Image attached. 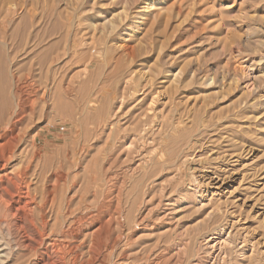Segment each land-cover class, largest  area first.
<instances>
[{
  "label": "rangeland",
  "instance_id": "rangeland-1",
  "mask_svg": "<svg viewBox=\"0 0 264 264\" xmlns=\"http://www.w3.org/2000/svg\"><path fill=\"white\" fill-rule=\"evenodd\" d=\"M47 1L48 5L43 3L36 11L35 29L40 38L45 39L46 51L42 55L34 53L30 59L34 65L32 84L35 90H30L34 100L24 122L23 116L18 117V137H22L15 157L3 173L22 175L24 162L28 159L33 162L34 151H37L43 170L33 163L29 175L22 176L20 188L28 192L29 202H33L32 210L40 205L43 194L53 202L43 205L40 213L36 211L35 222L40 221L41 216L44 221V228L38 226L43 234V245L31 248L27 243L22 246L17 241L12 242L19 248L10 264H41L46 249L60 256L69 246L76 250L82 244L79 252L87 254L95 243L103 251L97 264L107 262L110 253L114 254L113 264H166V261L167 264H196L209 258V249L203 243L201 248V241L219 224H229L226 230L232 231L231 240L233 238L232 242L238 245L236 253L232 254V264H264V0H162L160 6H156L158 0H152L148 10H142L145 4L141 0L131 2L132 5L129 0H89L80 12L82 19L77 26L67 21L68 17L73 20L72 7L76 0ZM167 4L172 6V13L162 10ZM124 7L130 11L128 17L132 20L127 18L122 29L114 32L112 17ZM72 43L79 48L76 57ZM55 48L63 52L58 61L53 56ZM39 56L45 57L43 75L38 70ZM84 59L91 61L86 76ZM131 69L142 73V85L146 81L150 83L145 89H139L143 90L141 93L126 89L123 81L119 89L114 85ZM174 77L177 82L186 80L184 88H175ZM100 84L104 87L97 86ZM42 92L46 93L43 101L40 100ZM155 92L158 94L150 109L157 111L154 113L159 118L163 116L165 123L162 124L165 125L158 131L160 124L154 122V130L156 134L169 136L170 144L166 149L167 152L171 150L169 156L188 158L179 171L174 167L161 171L159 166L153 165L159 155V134L154 144H147L145 149L129 158L125 152L114 155L110 139L105 135L109 133L104 128L105 123L119 121L126 138L132 137L145 113L151 119L152 114L148 115L147 109ZM88 94L98 100L96 110L100 108L106 117L98 133L94 130L98 125L97 115L85 119L83 109ZM118 96L125 98L123 110L118 119L107 120V114L120 107V102L116 101ZM178 136L179 141L176 140ZM86 137L91 141L88 148L81 151ZM76 156L80 158L77 165L74 164ZM143 157L150 159V167L136 173L132 179L127 168L135 167ZM85 189L91 192L84 194ZM119 190L123 227L115 226L110 233L102 231L93 240L84 236L96 234L99 228L96 219L101 208H105L108 215L113 209L110 193ZM167 203H171L175 212L165 206ZM165 212H171L167 218L163 217ZM5 219L13 218L3 217V221ZM18 220L19 217H15L13 224ZM141 221L140 230L136 226L133 229L134 224ZM13 224H2L0 233L5 235L2 237L8 239L7 233L11 231L14 236L11 240L16 239ZM245 235L253 243V249L249 242L244 247L246 243L240 238ZM182 243L188 247L184 253L186 257L182 255V261L178 263L173 259V262L174 248ZM167 251L171 253L166 254ZM245 259L252 260L248 263Z\"/></svg>",
  "mask_w": 264,
  "mask_h": 264
},
{
  "label": "bare ground",
  "instance_id": "bare-ground-1",
  "mask_svg": "<svg viewBox=\"0 0 264 264\" xmlns=\"http://www.w3.org/2000/svg\"><path fill=\"white\" fill-rule=\"evenodd\" d=\"M93 1V0H92ZM91 1V2H92ZM95 1V0H94ZM139 0H129V3L133 4V2H138ZM144 2L145 6L142 10H148L151 8V4L150 1L152 0H141V2ZM162 0H158L156 1V6H160L162 4L161 2ZM47 2V4H46ZM89 2V0H76L74 5H73V11H74V16H73V20L69 19V17L67 18L68 23H72V25H76V23H79L80 20L82 19V16L80 15V12L82 11V9L84 8L85 4ZM46 4L48 5V1L47 0H0V227L2 226V224H7L8 226H12L13 224V220L15 217H19V220L17 222H15L16 224H13L16 226L15 230H16V239H14L13 241L11 240L12 237V232L8 231L7 235H8V239L2 237V235H4L3 233H0V264H10L11 258L14 255V253L16 254L19 245H17V243H20V245L25 246L24 244H29V247L31 248H35V247H40L43 245L42 242V232L39 231V227L41 226V228H44V221L42 219V216L40 217V221H37L38 215L36 213V211L38 210L39 213L42 211L43 205H45L46 203L53 202L48 196H44L41 199V203L40 205H38L36 210H32L31 209V205L32 203H30L28 200V192L23 191L20 187V182L21 180H24L22 176H28L30 171H32V167H33V163L36 164L37 167H43L42 165V158L40 153H38L37 151H34L35 157L32 158L33 162L31 160H27L24 162V169H23V174L19 175L16 174L15 176H9L8 174L3 173L5 168L7 167V165L11 162V160L15 157V150L21 140V137H18L20 132H19V126H18V117H24L21 120L24 122L25 118H27L29 110L31 111V105L33 103V96L30 90H35L34 84H32V75L34 72V65L30 62V59L32 57V55L35 53H39V54H43L46 49H44L43 47V43L44 40L40 38V34L39 32L36 33L35 29V21H36V11L38 6H41L42 4ZM166 3V2H165ZM170 3V2H169ZM168 3V4H169ZM93 4V3H92ZM131 4V5H132ZM137 4V3H135ZM155 4V3H154ZM167 4V7L163 8L162 10H166L167 12L170 11L172 9V6L170 7ZM139 5V4H138ZM171 5V4H170ZM164 7V5H163ZM152 8H154L152 6ZM175 9V7H174ZM129 10L127 9V7L123 8V11L114 15L112 17V28L114 29V32H116V30H121L122 26L125 23V20L127 18H129L128 16L129 14ZM162 12V11H161ZM169 16V15H168ZM172 16V15H171ZM134 17V16H133ZM38 18V17H37ZM131 19V18H129ZM134 19V18H133ZM136 19V18H135ZM39 20V19H37ZM132 20V19H131ZM114 23H119L118 24H114ZM126 24V23H125ZM124 24V25H125ZM77 26V25H76ZM127 26V25H126ZM76 28V27H75ZM121 28V29H120ZM126 28V27H125ZM112 29V30H113ZM75 30V29H74ZM124 32V31H123ZM118 33V32H117ZM125 33V32H124ZM123 33V34H124ZM74 35V34H73ZM121 36V35H118ZM122 38V37H121ZM85 42V41H84ZM72 52L74 54V56L79 54V48L75 43H72ZM84 45H86V43H84ZM124 46V45H123ZM126 47V46H125ZM88 48V47H87ZM124 48V47H123ZM125 49V48H124ZM67 50V48H66ZM127 50V47H126ZM129 50V49H128ZM132 50V48H131ZM54 54L53 56H55L54 60H59V58L61 57V53L62 50L60 49H54ZM125 51V50H124ZM68 52V50H67ZM128 52V51H127ZM123 55H125L123 53ZM129 55V54H128ZM75 56V57H76ZM117 57V56H116ZM125 57V56H124ZM40 58V62L38 63L39 66V72L41 75H43L46 71L45 70V62H44V56H39ZM85 61V66H84V75H87V71L89 69L90 66V62H88L86 59H84ZM129 60V59H128ZM132 62V59H131ZM24 63V64H23ZM129 65L130 61H129ZM134 67V66H133ZM132 67V68H133ZM175 67V66H174ZM181 68H179L180 70ZM138 70V69H137ZM135 69H131L129 74L126 76H123L122 79L118 80L115 82V87L117 89H119V84L121 81H123V86H125L126 89L128 90H132V91H138L140 92V88L145 89L147 86V84L149 82L146 81L145 85H142L141 83V75L142 73H140L139 71H137ZM147 70V69H146ZM177 70V69H176ZM129 70H127L128 72ZM126 72V73H127ZM170 72V71H169ZM183 72H185V70L183 69ZM125 73V74H126ZM171 73V72H170ZM174 73V72H173ZM124 74V75H125ZM187 73L185 72V75ZM191 74V73H190ZM144 75V74H143ZM175 75V74H174ZM182 75V74H181ZM184 75V74H183ZM173 76V75H172ZM176 76V75H175ZM35 77V76H34ZM143 78V77H142ZM166 78V76L164 77ZM163 79V78H162ZM144 80H142L143 82H145ZM148 80V79H147ZM182 80V79H180ZM185 80V79H184ZM183 80V81H184ZM150 81V79H149ZM173 81L176 83H174L176 85L175 88L178 87H183V81H178L177 82V78L174 77ZM172 81V82H173ZM151 82V81H150ZM186 82V80H185ZM184 82V84H185ZM34 83V82H33ZM100 83V82H99ZM187 83V82H186ZM150 84V83H149ZM153 87V82H151ZM161 84V83H160ZM163 84H165L163 82ZM101 85V84H100ZM97 85L98 87H104L101 85ZM121 85V84H120ZM170 85V84H169ZM150 86V85H149ZM165 86V85H164ZM184 88V87H183ZM158 89V88H157ZM166 89V88H165ZM37 90V89H36ZM70 90V89H68ZM66 90V91H68ZM102 88H100L99 92H101ZM39 91V90H38ZM71 91V90H70ZM143 90H141L142 92ZM148 91V90H147ZM128 92V91H126ZM140 92V93H141ZM72 93V91H71ZM122 93V92H121ZM130 93V92H129ZM135 93H133L134 95ZM144 94V93H143ZM158 92H155L153 94V98L151 99V102L148 106V115L152 114V117L150 119L149 116H147V114L145 113V115L147 117L142 116V120L140 119V124H139V128L137 130H135L133 132L132 137L130 138H126V131L125 129H123V127L120 126V122L117 121L116 123H105L104 128H107V131H109L108 134V139H110V145H111V150L112 153L114 155H119L121 153L126 154L127 158H129L130 156H133L134 154H137L139 152V150L141 149H145L147 146V144H154L155 142V137L159 134L160 135V139H159V147H158V154L157 155V160L155 162V166H159L161 171L165 170V167L167 168H171L174 167L176 168V171H179V169H181L182 165L186 163L188 158H179V157H175L173 159V157L169 156V152H167V147L170 144V139L169 136L165 135V134H161L158 133L156 134V130H154L155 128V123L160 124V128L157 130L161 131L164 128L162 123H165V121L162 120L161 116L160 118L158 116L155 115L154 111H152V108L150 109L151 106H153L155 103V98L157 96ZM115 96L117 95L114 94ZM107 96V95H106ZM46 97V93L42 92L41 93V97L40 100H44ZM87 100L84 101L85 102V107L83 109L85 116H87L85 119L87 121L88 118H91V116L93 115H97L96 120H98V125L95 126L94 130L95 132H99L102 129V123L104 121H106V117L104 118V112L102 110H100V108L98 110H96V105H97V101L96 98L92 99L91 96H89V94L87 95ZM113 98V97H112ZM33 99V100H32ZM150 99V98H149ZM115 97H114V101H115ZM127 100V99H126ZM118 102H120V107L119 108H115V110L113 109L109 114H107V120L115 118L118 119L119 117V112H121V110H123V105L125 98L124 96H118L117 100ZM117 102V103H118ZM147 105V104H146ZM162 106V105H161ZM118 109V110H117ZM167 111V110H166ZM140 112V111H139ZM157 112V111H155ZM162 112V111H161ZM160 113V112H159ZM178 113V112H177ZM161 115V113H160ZM81 116V115H80ZM169 116V115H168ZM84 117V116H83ZM20 119V118H19ZM179 119V118H178ZM161 120V121H160ZM171 121V120H170ZM81 122V121H80ZM82 122H85L84 120ZM155 122V123H154ZM79 123V122H78ZM104 124V123H103ZM21 125V124H20ZM82 125V123H81ZM131 125V124H130ZM198 127V126H197ZM196 127V128H197ZM92 128V127H90ZM89 128V129H90ZM83 129V127H82ZM207 129V128H206ZM174 131H177V129H173ZM157 131V132H158ZM212 131V130H211ZM19 132V134H18ZM30 132V131H29ZM94 132V131H93ZM104 132V131H103ZM166 132V131H165ZM96 133V134H97ZM175 133V132H174ZM121 134V135H120ZM180 134V133H179ZM83 135V134H82ZM177 135V133H176ZM199 135V134H198ZM216 135V134H215ZM98 136L101 137V134H99ZM174 136V135H173ZM193 136V135H192ZM105 137V136H104ZM185 137V136H184ZM191 137V135H190ZM83 137H81L82 140ZM99 137H97L98 139ZM193 138V137H191ZM102 139V138H100ZM186 139V137L184 138ZM189 139V138H187ZM176 140L179 141L180 140V136L176 137ZM23 141V140H22ZM91 140L87 139V137L85 138L84 144H82V146H80L78 143V145L80 146V150L84 151L88 148L89 142ZM24 142V141H23ZM22 143V142H21ZM71 143V142H70ZM108 144V143H107ZM180 144V143H179ZM192 144V142H191ZM35 145V144H34ZM77 145V147H78ZM87 145V147H86ZM190 145V144H189ZM24 146V145H23ZM90 146V145H89ZM158 146V144H157ZM173 146V145H172ZM177 147V146H176ZM191 147V146H189ZM193 147V146H192ZM179 148V147H178ZM177 148V149H178ZM157 150V149H156ZM79 154V152H78ZM108 156V155H107ZM115 158H117L116 156H114ZM19 158V157H18ZM114 158V159H115ZM20 159V158H19ZM87 159V158H86ZM107 159V157H106ZM125 159V158H124ZM131 159V158H130ZM141 159V158H140ZM139 159V162L137 163V165L135 167H129L127 168V174H129L132 179L134 177V175L138 172H143L148 170V168L150 167V159L148 157H143L141 160ZM183 159V160H182ZM201 159V158H200ZM72 160V159H71ZM80 158L76 156V158H74V164H78L79 163ZM82 160V159H81ZM110 160H112V158H110ZM109 161V159H108ZM115 161V160H114ZM113 161V162H114ZM122 161V160H121ZM88 162V161H87ZM107 162V161H106ZM89 163V162H88ZM112 163V161H111ZM56 165V164H55ZM93 165V164H92ZM113 165V164H112ZM115 165V164H114ZM113 165V167H114ZM10 166V165H9ZM90 166V164H89ZM110 166V165H109ZM152 166V165H151ZM117 168V164L115 166ZM191 167V166H190ZM90 168V167H89ZM106 168V167H105ZM108 168V167H107ZM183 168V167H182ZM37 169V168H36ZM35 169V171H36ZM55 169V168H54ZM53 169V170H54ZM77 169V168H76ZM113 169V168H112ZM123 169V168H122ZM7 170V169H6ZM5 170V171H6ZM43 170V168H42ZM94 170V169H92ZM106 170V169H105ZM151 170V169H150ZM170 170V169H169ZM87 172V170H85ZM120 171V170H119ZM125 171V169H124ZM7 172V171H6ZM105 172V171H104ZM115 172V171H114ZM123 173V170L121 171ZM126 172V171H125ZM165 172V171H163ZM2 173V174H1ZM37 174V172H35ZM39 173V172H38ZM54 173V172H53ZM103 173V172H102ZM113 172H111L112 174ZM146 173H149L146 172ZM166 173V172H165ZM35 174V175H36ZM63 174V173H62ZM111 174H108L111 175ZM126 174V173H125ZM139 174V173H138ZM141 174V173H140ZM162 174V173H161ZM170 174V173H169ZM172 174V173H171ZM170 174V175H171ZM174 174V172H173ZM176 174V173H175ZM180 174V172H179ZM102 175V174H101ZM118 176V174H116ZM41 176H43V173L41 174ZM49 176V175H48ZM173 176V175H172ZM175 176V175H174ZM178 176V174H177ZM183 176V175H182ZM35 177V176H34ZM33 177V178H34ZM64 177V176H63ZM105 177V176H104ZM176 177V176H175ZM32 178V179H33ZM51 178V177H50ZM90 179H92V177H89ZM118 178V177H117ZM116 178V180H117ZM122 178V177H121ZM181 178V177H180ZM219 178V177H218ZM54 179V178H53ZM108 179V178H107ZM135 179V178H134ZM26 180V179H25ZM35 180V179H34ZM51 180V179H50ZM58 180V179H57ZM110 180V179H109ZM214 180V179H213ZM42 181V180H40ZM59 181V180H58ZM114 181V180H113ZM119 181V180H118ZM176 181V180H175ZM43 182V181H42ZM60 182V181H59ZM58 182V183H59ZM110 182V181H109ZM108 182V183H109ZM123 182V181H122ZM178 182V181H177ZM182 182V181H181ZM181 182L179 184H181ZM50 183V182H49ZM118 183V182H116ZM120 183V181H119ZM172 183V182H171ZM175 183V182H174ZM198 183V182H197ZM26 184V183H25ZM29 184V183H28ZM60 184V183H59ZM112 183H110L111 185ZM121 184V183H120ZM176 184V183H175ZM23 185V184H22ZM49 185V184H48ZM57 185V184H56ZM55 185V186H56ZM61 185V184H60ZM59 185V186H60ZM115 185V184H114ZM122 185V184H121ZM120 185V187H121ZM207 185V184H206ZM29 186V185H28ZM31 186V185H30ZM67 186V185H66ZM117 186V185H115ZM123 186V185H122ZM171 186H173L171 184ZM33 187V186H32ZM68 187V186H67ZM66 187V188H67ZM77 187V186H75ZM79 187V186H78ZM107 187V186H106ZM110 187V186H109ZM111 188V187H110ZM51 189V188H50ZM70 189V188H69ZM74 189V188H73ZM76 189V188H75ZM79 189V188H78ZM101 189V188H100ZM107 189V188H106ZM166 189V188H165ZM171 189V188H170ZM169 189V190H170ZM28 190V189H27ZM52 190V189H51ZM72 190V189H71ZM108 190V189H107ZM168 190V189H167ZM166 190V192H167ZM58 191V190H57ZM66 191V190H65ZM73 191V190H72ZM76 191V190H75ZM120 191V190H119ZM196 191V190H195ZM41 192V191H40ZM91 192V190H84V194ZM108 192V191H107ZM60 193V192H59ZM121 191L118 192H113L110 193V199L112 200L113 203V209L110 210L111 212H109L108 215H106L107 212L105 208H101L98 218L96 219V222H98L99 224V228L98 231L95 233H91L88 235H84L88 238H92V240L101 234V232H112L113 229H115V226H119V228L123 227L122 224V215H123V208H122V203H121ZM164 193V192H163ZM174 193V192H173ZM51 194V193H50ZM103 194V193H102ZM197 194V193H196ZM49 195V194H48ZM68 195V194H67ZM66 195V196H67ZM167 195V194H166ZM53 196V194H52ZM164 196V195H163ZM162 196V197H163ZM109 197V196H108ZM162 197L160 200H162ZM165 197V196H164ZM163 197V198H164ZM102 198V197H101ZM66 199V198H65ZM109 199V198H108ZM105 200V199H104ZM96 201V200H95ZM165 201V200H164ZM170 201V200H169ZM158 202V201H157ZM65 203V202H64ZM98 203V202H97ZM51 204V203H49ZM106 204V203H105ZM162 204V203H161ZM157 205V204H156ZM61 206V204H60ZM63 206V205H62ZM100 206V205H99ZM152 206V205H151ZM163 206V204H162ZM165 206L170 207L169 209H171L173 212H175L172 208L171 203H167V205L165 204ZM33 207V206H32ZM167 207V208H168ZM52 208V207H51ZM65 208V207H64ZM108 208V207H107ZM155 208V207H154ZM158 208V207H157ZM161 208V207H160ZM53 209V208H52ZM100 209V208H99ZM153 209V208H152ZM170 210V211H171ZM178 210V209H177ZM218 210V209H217ZM61 211V210H60ZM64 211V210H63ZM61 213V212H60ZM64 213V212H63ZM74 213V212H73ZM166 213L163 214V217H166L170 214ZM210 213V212H209ZM220 213V212H219ZM222 213V212H221ZM55 214V213H54ZM85 214V213H84ZM162 214V213H161ZM47 215V214H46ZM173 215V214H171ZM228 215V214H227ZM230 215V214H229ZM12 217L13 219L9 220V219H5L3 221V217ZM48 216V215H47ZM91 216V215H90ZM107 216V217H106ZM203 216V215H202ZM215 216V215H214ZM49 217V216H48ZM54 217V216H52ZM216 217V216H215ZM62 218V217H61ZM78 218V217H77ZM145 218V217H144ZM161 218V217H160ZM167 218V217H166ZM165 218V219H166ZM172 218V217H171ZM173 218H175V216H173ZM214 218V217H212ZM210 218V219H212ZM227 218V217H226ZM142 219V218H141ZM169 219V218H168ZM91 220V219H90ZM125 220L127 221V219L125 218ZM161 220V219H159ZM175 220V219H174ZM172 219V221H174ZM48 221V220H47ZM54 221V220H53ZM52 221V222H53ZM63 221V220H62ZM86 221V220H85ZM88 221V220H87ZM92 221V220H91ZM94 221V220H93ZM92 221V222H93ZM125 221V222H126ZM201 221V220H200ZM213 221V220H212ZM231 221V220H230ZM75 222V221H74ZM78 222V221H76ZM84 222V221H83ZM166 222V221H165ZM169 222V221H167ZM51 223V220H50ZM54 223V222H53ZM68 223V222H67ZM131 223V222H130ZM136 223V222H135ZM216 223V221H215ZM64 224V222H63ZM66 224V223H65ZM78 223H76L77 225ZM92 224V223H91ZM90 224V226H91ZM97 224V223H95ZM134 224V223H133ZM143 224L142 221L138 224H134L133 229H135V226L137 228H139L140 230V225ZM171 224V223H170ZM228 224V222H227ZM60 225H62V223H60ZM75 225V226H76ZM88 225V224H87ZM94 225V224H93ZM166 225V224H165ZM173 225V224H171ZM5 226V225H4ZM143 226V225H142ZM228 225L226 224H219L216 226V228L214 229L213 233L211 234H207L208 236H203L204 238L201 241V248H202V243L203 246H206L209 249V258H204L202 261H199V263L196 264H232V254L236 253L238 245L235 244L234 242H232V240H234L232 238L231 240V235L230 232L232 233V231L227 232V228ZM127 227V226H126ZM11 228V227H10ZM85 228V227H84ZM88 228V227H87ZM118 228V229H119ZM136 228V229H137ZM171 228V227H170ZM9 229V228H8ZM47 229V227L45 228ZM67 229V228H66ZM79 229H81L79 227ZM78 229V230H79ZM232 229V227H231ZM3 230V229H2ZM14 230V231H15ZM54 230V229H53ZM86 230V229H85ZM62 231V230H61ZM77 231V230H76ZM80 231V230H79ZM78 231V232H79ZM92 231V230H91ZM246 231V230H245ZM3 232V231H2ZM50 232V231H49ZM48 232V233H49ZM55 232V231H54ZM116 232V230H115ZM138 232V231H137ZM243 232V231H242ZM19 233V234H18ZM56 233V232H55ZM58 233V232H57ZM66 233V232H65ZM74 233V232H73ZM108 233V235H109ZM136 233V232H135ZM208 233V232H207ZM50 234V233H49ZM75 234V233H74ZM78 234V233H77ZM84 234V233H83ZM118 235V232L115 233ZM132 234V233H131ZM156 234V233H155ZM205 234V233H204ZM6 235V236H7ZM113 235V234H112ZM128 235V234H126ZM203 235V234H202ZM5 236V235H4ZM68 236V235H67ZM132 236V235H131ZM63 237V236H62ZM73 237V235H72ZM77 237V236H76ZM82 237V236H81ZM80 237V238H81ZM117 237V236H115ZM133 237V236H132ZM202 237V236H201ZM236 237V236H235ZM239 237V236H238ZM66 238V237H65ZM84 238V237H83ZM119 238V236L117 237ZM126 238V237H125ZM196 239L199 237H195ZM50 239H51V235H50ZM134 239V238H133ZM236 240H238L237 238H235ZM242 239L244 244V247L247 245V242H249L252 246L253 249V243H251L250 241L247 240V236H243ZM52 240V239H51ZM49 240V241H51ZM63 240V239H62ZM80 240V239H79ZM89 240V239H88ZM126 240V239H125ZM188 240V239H187ZM201 240V238H200ZM16 244H13L12 242H16ZM64 241V240H63ZM69 241V240H67ZM73 241V240H72ZM81 241V240H80ZM79 241V242H80ZM115 241V239H114ZM132 241V238H130L129 242ZM179 241V240H178ZM182 241V240H181ZM184 241V240H183ZM186 241V240H185ZM56 242V241H55ZM59 242V241H57ZM61 242V241H60ZM102 242V241H101ZM117 242V241H116ZM128 242V243H129ZM241 242V241H238ZM259 242V241H258ZM46 243V241H45ZM54 243V242H52ZM64 244V242H61ZM90 243V242H89ZM95 243V242H94ZM128 243L126 245H128ZM187 243V242H186ZM242 243V244H243ZM47 244V243H46ZM56 244V243H55ZM54 244V245H55ZM62 244V245H63ZM67 244V243H66ZM190 244V241H189ZM239 244V243H238ZM48 245V244H47ZM53 245V244H52ZM53 245V246H54ZM59 245L61 246V244L59 243ZM68 245V244H67ZM116 245V244H115ZM179 245V244H177ZM240 245V244H239ZM249 245V244H248ZM60 246L58 247L60 249ZM73 246V245H72ZM83 244L81 246H79L78 248L76 247L74 250V248H71V246H69V249L66 250L65 252L60 251L57 247L56 249H58L60 252H62L59 256V253H55L52 250L48 251L45 254V257H42L41 259V264H97L101 255L103 253L102 249L95 243V246L89 249V251H87V254L85 252L81 253L79 251H82L83 249ZM108 246V245H107ZM117 246V245H116ZM196 246V245H195ZM243 246V245H242ZM113 247V246H112ZM175 247V246H174ZM194 247V246H193ZM51 248V247H50ZM71 248V249H70ZM116 248V247H115ZM120 248V247H119ZM187 244H180L176 249L174 248V254L172 253V260L175 259L176 262H180V260L182 261V255H185L184 253L187 251ZM199 248V249H201ZM20 249H22L20 247ZM19 249V251H20ZM43 249V248H42ZM122 249V248H121ZM170 249V248H169ZM173 249V248H172ZM198 249V248H197ZM45 250V249H44ZM43 250V251H44ZM125 250V249H124ZM132 251V249H130ZM168 250V248H167ZM171 250V249H170ZM241 250V249H240ZM246 250V249H245ZM255 250V249H254ZM123 251V250H122ZM164 251V252H163ZM162 252L165 253V249ZM189 251V250H188ZM193 251V250H192ZM247 251V250H246ZM253 251V250H252ZM57 252V251H56ZM158 252V251H157ZM195 252V251H194ZM242 252V250H241ZM245 252V251H244ZM254 252V251H253ZM259 252V251H257ZM254 252V253H257ZM264 252V251H263ZM262 252V253H263ZM110 253V252H109ZM168 253V251L166 252V254ZM171 253V252H169ZM168 253V254H169ZM246 253V252H245ZM253 253V254H254ZM18 254V253H17ZM63 254V255H62ZM118 254V253H117ZM116 254V255H117ZM189 253H187L188 255ZM195 254V253H194ZM252 254V255H253ZM104 255V254H103ZM161 257V253L159 254ZM163 255V254H162ZM206 255V254H205ZM235 255V254H234ZM238 255V254H236ZM245 255V254H244ZM256 255V254H254ZM20 256V255H19ZM29 256V255H28ZM87 256V257H86ZM170 256V255H168ZM190 256V255H189ZM188 256V257H189ZM196 256V255H194ZM242 256V255H241ZM250 256V254H249ZM40 257V256H39ZM186 257V255H185ZM207 257V256H206ZM254 257V256H253ZM104 258V256H103ZM114 258V254L110 253L108 255L107 262H101L100 264H113ZM117 258V257H116ZM122 258V257H121ZM157 258V257H156ZM165 258V257H163ZM192 258V257H190ZM245 258V257H244ZM247 258V256H246ZM257 258V257H256ZM127 259H130L127 258ZM159 259V257H158ZM208 259V260H207ZM234 259V258H233ZM238 259V257H237ZM242 259V258H240ZM253 259V258H252ZM251 259V260H252ZM104 260V259H103ZM122 261V259H119ZM124 260V259H123ZM167 260V258H166ZM184 260V259H183ZM195 260V259H194ZM197 260V259H196ZM201 260V259H200ZM246 260V259H245ZM249 260V261H251ZM17 261V260H15ZM22 261V260H21ZM39 261V260H38ZM132 262L134 260H131ZM136 261V260H135ZM134 261V262H135ZM139 261V260H137ZM170 261V260H169ZM168 261V262H169ZM186 261V260H184ZM211 261V262H210ZM247 261V260H246ZM249 261H247L249 263ZM257 262V260H255ZM262 261V260H261ZM174 262V260H173ZM188 262V261H187ZM15 263V262H14ZM18 263V262H16ZM159 263V262H158ZM186 263V262H185ZM183 263V264H185ZM234 263V262H233ZM242 263V262H241ZM36 264V262H35ZM156 264V263H155ZM162 264V263H160ZM167 264V261H166ZM171 264V263H170ZM192 264V263H191ZM250 264V263H249Z\"/></svg>",
  "mask_w": 264,
  "mask_h": 264
}]
</instances>
